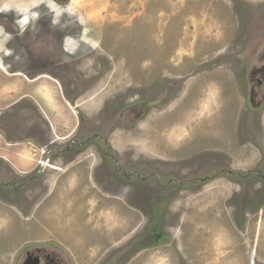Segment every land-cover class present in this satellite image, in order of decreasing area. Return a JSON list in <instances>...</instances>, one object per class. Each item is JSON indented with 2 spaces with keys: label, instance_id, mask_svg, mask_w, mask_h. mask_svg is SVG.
I'll use <instances>...</instances> for the list:
<instances>
[{
  "label": "rangeland",
  "instance_id": "374dc122",
  "mask_svg": "<svg viewBox=\"0 0 264 264\" xmlns=\"http://www.w3.org/2000/svg\"><path fill=\"white\" fill-rule=\"evenodd\" d=\"M263 24L264 0H0V62L78 115L53 142L32 99L0 111L45 163L0 165V264H264V100L244 76Z\"/></svg>",
  "mask_w": 264,
  "mask_h": 264
},
{
  "label": "crops",
  "instance_id": "0c3cea01",
  "mask_svg": "<svg viewBox=\"0 0 264 264\" xmlns=\"http://www.w3.org/2000/svg\"><path fill=\"white\" fill-rule=\"evenodd\" d=\"M24 98L32 99L41 116L49 125L53 142L70 139L77 127V113L66 101L62 87L48 75L29 79L23 74H11L0 62V111H4ZM6 164L15 177L31 175L43 163V153L31 143L8 141L0 134V165ZM64 173L61 174V177ZM60 177V175H59ZM0 206V223L7 219ZM12 209V207H10ZM15 212L8 211L15 218ZM9 217V218H10Z\"/></svg>",
  "mask_w": 264,
  "mask_h": 264
},
{
  "label": "flooded vegetation",
  "instance_id": "af4514ba",
  "mask_svg": "<svg viewBox=\"0 0 264 264\" xmlns=\"http://www.w3.org/2000/svg\"><path fill=\"white\" fill-rule=\"evenodd\" d=\"M52 1L58 4H63L67 1L69 2V0ZM47 3L48 2H43L42 4ZM41 17L43 16L37 15V21H40L39 18ZM262 28L264 31V24ZM51 34L47 32L45 34L38 35L34 37V41L39 42L41 45H44L43 42L53 39L54 34L53 36ZM31 39H33V37ZM249 53L250 54H248L247 60L244 61V76L248 85L249 102L253 107L257 103H262V101L264 100V36L257 38L253 42ZM27 262H29L30 264H67L63 256L55 255L45 248H35L32 251H27L26 258L22 261V264H26Z\"/></svg>",
  "mask_w": 264,
  "mask_h": 264
},
{
  "label": "clouds",
  "instance_id": "9594fccd",
  "mask_svg": "<svg viewBox=\"0 0 264 264\" xmlns=\"http://www.w3.org/2000/svg\"><path fill=\"white\" fill-rule=\"evenodd\" d=\"M52 7H55L54 5ZM2 10H10V6L7 3L3 4V9ZM26 11V10H25ZM38 14L37 13H32L33 17H36ZM56 15L59 16L60 15V11L56 12ZM29 20V17L27 15H25L23 17V19L20 21L21 24H27ZM7 39V36L5 37V40ZM9 54H10V50H9Z\"/></svg>",
  "mask_w": 264,
  "mask_h": 264
},
{
  "label": "trees",
  "instance_id": "16d2710c",
  "mask_svg": "<svg viewBox=\"0 0 264 264\" xmlns=\"http://www.w3.org/2000/svg\"><path fill=\"white\" fill-rule=\"evenodd\" d=\"M7 139V138H6ZM9 141V140H8ZM11 142V141H10ZM159 239H160V235L159 234H157V235H155V240L156 241H159Z\"/></svg>",
  "mask_w": 264,
  "mask_h": 264
},
{
  "label": "water",
  "instance_id": "95a60500",
  "mask_svg": "<svg viewBox=\"0 0 264 264\" xmlns=\"http://www.w3.org/2000/svg\"><path fill=\"white\" fill-rule=\"evenodd\" d=\"M250 105L252 106V104L250 103ZM26 264H30L29 262H27Z\"/></svg>",
  "mask_w": 264,
  "mask_h": 264
}]
</instances>
